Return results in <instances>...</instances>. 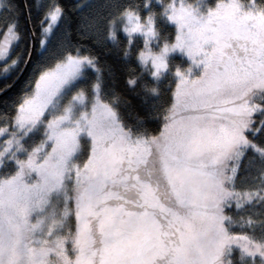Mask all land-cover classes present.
I'll return each mask as SVG.
<instances>
[{"label": "snow or ice", "instance_id": "1", "mask_svg": "<svg viewBox=\"0 0 264 264\" xmlns=\"http://www.w3.org/2000/svg\"><path fill=\"white\" fill-rule=\"evenodd\" d=\"M25 70L0 264H264V0H0Z\"/></svg>", "mask_w": 264, "mask_h": 264}, {"label": "trees", "instance_id": "2", "mask_svg": "<svg viewBox=\"0 0 264 264\" xmlns=\"http://www.w3.org/2000/svg\"><path fill=\"white\" fill-rule=\"evenodd\" d=\"M16 2L21 4V6H23V0H16ZM29 2L31 3L32 0H29ZM66 2L75 3L76 0H66ZM209 2H211V0H209ZM21 20L23 21V17H21ZM122 38L123 37L121 36V39ZM17 51H19V49H17ZM117 55H119V53H117ZM101 56L103 59H108L110 62L119 63L118 61H116L115 56L109 55L107 57H104L103 54H101ZM176 60L178 63L182 62L179 57H177ZM0 75H3V74H0ZM27 75H28V72L27 70H25V72L21 74L18 79H15L14 81L12 77H9L8 80L0 79V88H3L5 83L11 84V87L8 89L7 92H0V99H4L6 97H10V96L17 94L19 90L21 89V87H23V84L25 82ZM124 80H125V73L119 72L118 73V83L116 85L117 90L120 92H123L128 97V99L131 100L132 106L136 107L137 110L140 112V114L143 115L144 114L143 110L139 108L141 101L139 100L138 97L131 95V93L127 91L124 85ZM2 108L3 106L0 105V111H2Z\"/></svg>", "mask_w": 264, "mask_h": 264}]
</instances>
